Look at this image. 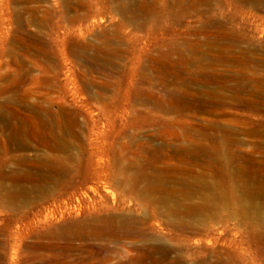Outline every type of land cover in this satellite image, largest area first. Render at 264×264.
Instances as JSON below:
<instances>
[{"label": "rangeland", "instance_id": "obj_1", "mask_svg": "<svg viewBox=\"0 0 264 264\" xmlns=\"http://www.w3.org/2000/svg\"><path fill=\"white\" fill-rule=\"evenodd\" d=\"M68 1L0 0V264H264V103L252 91L264 81L263 1L132 0L149 2L143 30L120 1ZM189 1L200 14L180 25L155 17ZM68 4L77 9L65 13ZM209 16L221 26L204 28ZM233 29L232 49L208 42ZM107 39L123 55L110 57L109 75L90 73L80 49L107 64L96 52ZM193 45L228 56L232 65L190 67L226 85L172 82ZM200 93L212 121L177 110ZM52 102L80 112L83 142L72 151L84 150L85 181L43 182L42 140L63 126L46 112ZM212 122L237 140L239 165L172 157L176 147L223 149L226 140L202 137Z\"/></svg>", "mask_w": 264, "mask_h": 264}, {"label": "bare ground", "instance_id": "obj_2", "mask_svg": "<svg viewBox=\"0 0 264 264\" xmlns=\"http://www.w3.org/2000/svg\"><path fill=\"white\" fill-rule=\"evenodd\" d=\"M72 0H69L70 2ZM120 1L118 4V10L123 19L131 21L134 27H136L138 30H143L146 27V24L149 22V14L152 13L151 10L146 9L148 7V1H145L144 3H136L132 0H115ZM246 0H242V5H246L247 3H244ZM263 1L264 0H260ZM207 0H204L203 3H206ZM241 3V2H239ZM253 3L252 7H257ZM187 6L188 8L184 7H177L176 5H173L171 7H168L166 9H162L158 11L155 15L161 16L165 21L170 22L172 26L180 25L182 23V20L184 16L188 12L194 13V16H197L200 14L199 10H197V6L195 5V1H189ZM264 7V5H263ZM77 9L76 4H68L64 7L63 11L67 13V11L70 9ZM161 13V14H160ZM89 17V15H88ZM65 18L69 19L67 15H65ZM71 22L78 21V17L69 19ZM155 20V19H154ZM202 20V25L204 28H211L215 27L219 28L221 24L218 26V24H215V20L212 19L210 16L208 18H204ZM156 28V27H155ZM167 28V27H166ZM194 33V35H197ZM219 40H223L224 42V49L229 50L232 49L234 46H236L238 42V37L236 34V30L233 29L230 34L218 32L215 36V39H210L211 43L219 42ZM113 42L110 41V39H107L106 42H104L103 45L97 46L96 52L102 53L104 55H107L109 58H107V64H101L99 63L100 59L98 57H87L85 56V52L88 50V45L84 46L80 49L82 50V56L80 57V61L83 64H86L88 66V70L90 73L96 72V73H107L108 75L110 72H108V67L111 65L112 60L111 56L115 57H121L122 51L119 48H116L112 44ZM173 43V42H172ZM177 46L174 48V50L182 52L181 45L176 44ZM41 47V45H40ZM191 55L190 57H183L181 60L180 69L178 70L179 74L174 75L172 82L176 85H184L186 87H193L197 86L199 83L201 84H217L219 86L226 85V80L223 78L220 79V77L216 74H211L210 72L203 73L201 75L196 74L194 69H191L190 67H196V68H208L215 70L218 65L226 66V65H232L231 61L228 59V56L223 53V55L218 54L214 49H211V51H202L199 52L198 49L193 45L190 47ZM225 51V50H224ZM226 52V51H225ZM64 53H67L66 51ZM91 60V61H88ZM231 60H234L231 58ZM176 67V65H175ZM172 71H168V75ZM106 74V75H107ZM107 75V76H108ZM256 86L253 87L252 91L254 94L259 93L258 95V101L260 103H264V89L262 88V85L264 81H261L260 79L256 81H252ZM201 97V98H200ZM204 97L203 93L198 94L197 96L193 97L189 101H185V104H181L178 106V111L182 113L183 111H189L194 116H201L202 119L207 121H212L207 117L208 115H211L214 111V104L209 100V98H202ZM48 116L53 117V119H61L62 127H61V133L58 132V129L49 128V134L45 136V138L42 140V145L45 147L44 149V155H41L43 160L45 161L44 167H43V182L44 183H52L56 185L61 184H69L71 185L74 181H78L77 178H81V180L85 181L89 177L86 174L87 168L81 167L82 160H83V152H73V148H78L82 145V135L80 130V122H79V115L80 112L78 110H75L71 108L70 106L66 105H60L56 106V103L52 102L49 104L47 111ZM206 115V116H204ZM210 127L207 129H212L214 132L210 134L208 131H204L202 134V137L204 140H210L212 142H219L222 143L226 140L227 145L223 149H216L217 152L214 153L211 149V147L206 146L203 144L201 147H198L195 145V147H176V149L173 151L172 157L175 156L177 161L179 162H189L192 158L194 162L196 160H199V157L204 156L205 161L208 162V160H217L220 163H225L227 166H234L239 165V162L241 161V157L236 154V151L232 149V145H234L237 140L228 136V135H219V133H222V131L225 129L224 127H221L220 125H216L213 122L209 124ZM10 140L14 141L16 138L15 133L11 132ZM89 144V143H88ZM21 148H27L29 146L27 145H20ZM19 148V146H18ZM203 160V162H204ZM244 160V159H243ZM196 163V162H195ZM206 163V162H205ZM225 166V165H223ZM241 170H244V168L238 167L235 170H233V173L235 172H242ZM14 182V181H13ZM16 184L13 183L10 187V191L6 194V198L9 201L16 200L15 198L19 197V186H15ZM24 190V189H23ZM238 197L235 199V202L237 201ZM240 202V201H239ZM102 262L106 260V257L100 258Z\"/></svg>", "mask_w": 264, "mask_h": 264}]
</instances>
